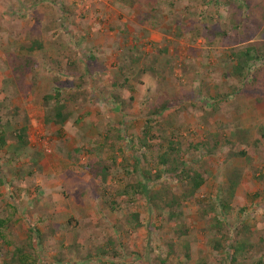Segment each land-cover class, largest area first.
<instances>
[{
  "label": "rangeland",
  "instance_id": "1",
  "mask_svg": "<svg viewBox=\"0 0 264 264\" xmlns=\"http://www.w3.org/2000/svg\"><path fill=\"white\" fill-rule=\"evenodd\" d=\"M237 9L245 19L235 29ZM262 12L264 0H0V219L12 242L0 239V264H16L17 247L31 264H225L235 242V264L264 260V105L259 87L229 74L231 50L264 42ZM33 41L43 48L28 51ZM56 87L74 95L60 129L43 121L42 97ZM163 98L174 103L149 116ZM146 121L150 140L179 144L186 168L203 178L183 202L186 181L163 174L151 184L179 200L176 221L122 194L141 180L134 158L152 167L138 149ZM110 127L122 139L94 151ZM95 156L109 167L104 182ZM230 168L239 176L232 193ZM219 199L229 207L222 218L210 211ZM213 213L220 232L208 227Z\"/></svg>",
  "mask_w": 264,
  "mask_h": 264
},
{
  "label": "trees",
  "instance_id": "2",
  "mask_svg": "<svg viewBox=\"0 0 264 264\" xmlns=\"http://www.w3.org/2000/svg\"><path fill=\"white\" fill-rule=\"evenodd\" d=\"M240 7V5H237ZM238 14L241 12L237 9L231 15V22L234 25V28H238L239 25L244 22V17H240ZM261 19L264 20V12L261 14ZM250 31V30H248ZM250 37L249 32H245L243 39L247 41ZM43 45L39 42H31V46L27 49L30 52L41 50ZM229 56L231 59L230 64V76L239 79L243 83H248L250 88L259 87L260 93L257 94L258 96L255 97L257 104L264 105V42L261 44L255 43H247L243 46L240 50H231L229 52ZM263 62V65L256 66L255 63L257 61ZM24 62V61H23ZM72 62H68L67 65H70L72 68ZM29 62L19 63L16 67V71H20L24 73L26 67H29ZM31 65V63H30ZM75 68L76 62L74 63ZM78 70V69H77ZM226 96H220V98H226ZM43 107H44V116L43 121L46 125H53L58 126L59 129L64 126V124L69 119V113L66 111V103L74 101V95H68L63 92H60V89L56 87L52 93L45 94L42 97ZM174 100H170L167 98L159 99L157 102L150 107L149 116L155 117L161 115L164 111L169 109ZM144 130H143V138L140 141L139 150L141 151L142 161L148 166L146 169H142L139 165L138 158H134L133 169L134 172H138L141 175V180L136 181L132 187V193L128 194L125 190L122 194L127 195L129 200H133L136 198H145L155 207L160 208L163 211H166L168 217L171 221H176L178 219L177 210L179 209L180 205L176 203L177 198L174 196H167L165 191L162 192L161 189L155 190L151 187V184L154 181H157L162 177L163 174H167L168 177L175 178V180L179 181H186L185 186L188 187L187 192H183L178 199L183 202L190 198H192L195 192L200 188L203 183V178L200 174L196 173L195 171L188 170L185 166V162L182 161L179 144L173 143L172 140L167 141V145L159 144L156 142H152L151 137L149 135V121L144 123ZM17 142L19 143L20 147H25L27 145L26 139V128H20L15 134ZM122 136L120 135V130L117 127H110L103 135H102V144H97L94 151L97 150H106L107 147L114 148L115 141L121 140ZM5 143L4 136L2 132L0 133V145L2 146ZM232 147L235 148L236 144L232 143ZM122 153V150L119 149ZM245 151H239V156H245ZM91 167L93 168L92 171L94 172V177L101 182H104L107 179V172L108 166L103 164V162L98 157H93L90 159ZM152 169L154 172H152ZM236 168H230L227 172H229V178L227 176V182L229 183L227 190L232 193L237 185L238 178L237 176L234 180V172H236ZM238 174V173H237ZM232 178H231V176ZM236 175V174H235ZM3 184L0 178V186ZM179 200H177L179 202ZM217 206L219 207L218 212L216 211V207H211L210 211H215L221 215V218L226 213V210L229 208L226 202L222 200H218ZM224 213V214H223ZM214 214V213H213ZM136 217V215H135ZM7 219H0V239L3 240V244L9 246L12 242L8 239L4 240L5 237L3 234H6L4 228L6 226ZM222 225V220L219 219L217 215H213L211 220L208 222L209 228H215L218 232L220 229H224ZM3 231V234H2ZM37 236H40V231L34 230ZM32 233V232H31ZM32 236L28 235L26 240L27 248H30ZM235 241V240H234ZM229 248L226 250V257L228 262L225 264H235L237 260V253L240 252L241 244L235 242V245L229 244ZM243 247V246H242ZM213 248L218 250L221 248V244L219 241L214 242ZM105 249H99V252L103 254ZM10 259L12 262H16V264H31L30 254L27 253L24 249L20 247L14 248L13 252L11 253ZM160 264H164L163 259L158 260ZM255 264H264V260L260 259Z\"/></svg>",
  "mask_w": 264,
  "mask_h": 264
},
{
  "label": "crops",
  "instance_id": "3",
  "mask_svg": "<svg viewBox=\"0 0 264 264\" xmlns=\"http://www.w3.org/2000/svg\"><path fill=\"white\" fill-rule=\"evenodd\" d=\"M48 48V47H47ZM47 48H45V50L47 49ZM16 128V127H15ZM15 128H13V131L15 130Z\"/></svg>",
  "mask_w": 264,
  "mask_h": 264
}]
</instances>
